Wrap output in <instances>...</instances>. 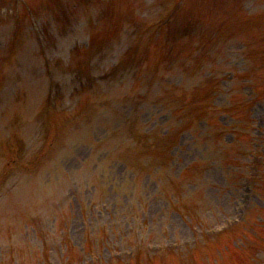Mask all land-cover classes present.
<instances>
[{
  "label": "rangeland",
  "instance_id": "rangeland-1",
  "mask_svg": "<svg viewBox=\"0 0 264 264\" xmlns=\"http://www.w3.org/2000/svg\"><path fill=\"white\" fill-rule=\"evenodd\" d=\"M107 1L0 0V118L6 109L17 118L8 134L0 124V264H264V101H251L252 85L264 99V0ZM171 18V31L159 36L154 24ZM20 22L17 60L5 67ZM134 37L141 39L139 55L173 52V83L156 78L159 86L141 83L131 93L141 72L105 76L116 57L133 53L127 47ZM89 42L93 91L102 96L98 112L83 114L89 101L71 95L79 82L60 63L70 47L83 50ZM244 42L252 67L245 83L234 79L249 69L241 62ZM51 60L60 67L54 81L46 72ZM180 83L185 98L195 87L211 114L185 130L171 118L181 106L170 104L168 112L153 105ZM127 95L145 99L132 109L133 125L120 101ZM51 97L62 99L51 133L67 119L75 128L65 132L72 139L66 155L58 143L49 164L44 132L24 119L31 123ZM234 115L244 118L237 132ZM214 119L221 126L208 138L203 121ZM149 132L156 137L143 140ZM239 133L245 136L238 143ZM131 137L137 148L127 160L119 145Z\"/></svg>",
  "mask_w": 264,
  "mask_h": 264
}]
</instances>
